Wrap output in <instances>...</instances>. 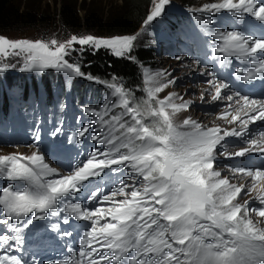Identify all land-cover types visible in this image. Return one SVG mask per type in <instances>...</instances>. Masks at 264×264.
I'll return each mask as SVG.
<instances>
[{
  "label": "snow or ice",
  "instance_id": "obj_1",
  "mask_svg": "<svg viewBox=\"0 0 264 264\" xmlns=\"http://www.w3.org/2000/svg\"><path fill=\"white\" fill-rule=\"evenodd\" d=\"M168 3L169 0H159L145 24L160 17ZM222 10L230 11L241 20L244 14H251L264 22V3H257V0H223V3L202 9L212 13ZM218 38L223 43L215 48L217 53L237 56L246 61H255L257 54L264 55V39L253 41L251 36L237 31L220 34ZM136 39L135 35L108 38L72 35L64 43L52 40L49 44L41 40L0 37V53L5 57L9 55V50L17 56L24 54L22 71L55 69L69 79L74 76L92 81L93 76L82 71L86 53L96 55L100 50H106L117 58L134 60L132 52ZM73 52L78 54L81 63L69 62L67 57ZM8 67L5 64L0 71ZM256 74L264 76V60L256 62L254 70L244 79L253 78ZM169 83L175 81L169 80ZM208 83L215 86L212 100L223 99L222 89H227L229 85L222 81L217 83L215 76ZM165 86L161 84L148 88L149 99L141 108L130 105L122 87L109 85L115 89V93L120 94L124 114L130 116L133 123L130 126L120 124L119 135L112 130L103 137L98 132L92 134L90 139L108 145V150L101 153L95 149L83 166L77 167L69 175L60 174V178L45 179L57 170L49 168L40 154L34 153L26 158L31 165L21 163V159H24L21 156H0V166H5L0 169V175L6 172L8 178L27 181L31 186V190L24 191H13L11 185L2 188L0 211L17 223L0 219V223L7 224L16 233L0 235V249L21 252L22 232L31 223L27 219L29 215L31 219H37L41 214L47 215L49 210L54 213L62 198L74 197L79 192L82 182L98 176L104 169L118 166L116 171L130 167L135 174L130 192L127 191L129 186L122 181L110 194L105 195L102 189H97L88 197L90 203L111 202L110 207L89 209L80 203L69 205L74 215L78 213V219L91 223L81 241V260L78 264H264V228L247 218L250 215V201L244 205L235 202L247 186L232 185L227 178L220 179V173L213 170L216 159L214 150L227 137L246 136L251 131L250 125L264 121V100L252 99L240 93L228 96V101L235 100L238 105L236 114L231 115V121L239 123V130H222L218 127L201 130L199 124L192 122L196 131L185 134L176 130L171 115L189 107L191 102L175 103L169 96L164 100H155L157 107L152 105L155 95ZM228 115L225 112L223 117L227 118ZM145 116L153 119V125L144 122ZM119 119L113 117V120ZM184 123L189 124L190 121L185 120ZM92 128L91 124L85 125L79 137L84 138ZM60 131L58 128L57 133ZM221 132L223 135H220ZM261 136H264V132ZM249 143L252 147L234 155L243 156L254 149L264 153V147L257 140H250ZM232 171L251 178L253 188L258 182L264 185V170L253 172L233 168ZM138 177H143L142 188L135 187ZM117 195L124 198L117 200ZM259 200L264 205V195ZM253 211L264 218V206ZM105 220L109 222H103ZM206 238H211L213 242L207 243ZM93 242L96 246H93ZM101 249L114 253V260ZM11 251L0 256V264H27L22 258L11 255ZM94 254L99 255V262L92 259Z\"/></svg>",
  "mask_w": 264,
  "mask_h": 264
},
{
  "label": "rangeland",
  "instance_id": "obj_2",
  "mask_svg": "<svg viewBox=\"0 0 264 264\" xmlns=\"http://www.w3.org/2000/svg\"><path fill=\"white\" fill-rule=\"evenodd\" d=\"M49 2V6L52 9L54 8V2L53 0H46ZM96 2H103L105 0H95ZM113 2L121 3L122 0H112ZM152 1L151 6L149 7V10L146 14V17L144 19V22L140 25L138 30L133 34L137 36L136 41L134 42V45H146L145 47L149 46H157L156 54L154 57L153 54V60L149 65H144L141 67V70L143 72V81H144V91L139 92V96L142 100V102L147 101L149 98L147 96V89L150 87H156L160 86L161 84L166 85L162 88L161 92L157 93L155 95V99L152 101L153 107H157L155 100H164L166 97L171 96L173 98V102L175 103H181V102H191L190 106L181 109L178 112L172 113L171 119L176 127V130H178L181 126V123L184 124L185 131L183 133L188 134L191 132L196 131L193 123L199 124L201 126V130H207L209 128L218 127L220 129L226 128L227 124V118L223 117V114L225 112H230L233 108L224 109L228 104L221 102L220 100L213 101L211 96V91L214 85H211L210 88H205L203 85L209 81L206 75L209 74V72L204 70V50L202 52V55L200 56L199 60L194 59L192 56V49L193 45L191 43V35L192 31L194 30L192 22H189L185 27H176L175 28V36L172 44L165 50L164 49V31L167 28L172 27L171 24L167 23L165 21L166 18H169L171 23L174 22V19L170 17V14H177L180 17L188 18L189 21L191 20V17H196L199 19L202 26H204L205 30L210 33H215L216 25H215V16L217 13H212L208 11H202V9L205 6H211L213 4H218L217 0H190L192 4H180L177 0H169V3L165 5V8L163 10V13L160 17L155 18L152 22L149 24H145V20L147 16L155 9L156 4L159 3V0H150ZM169 5V6H168ZM191 14V15H190ZM10 35H2L0 34V37H4L9 40H20V39H26L30 41H36L41 40L46 43H51L52 40H56L58 43H64L68 40V37L64 40H59L58 35H49V38L40 39L34 38L29 36V32L26 33H9ZM89 34H78L77 36H85ZM105 37L103 35H96ZM108 38V37H105ZM70 39V38H69ZM79 47L78 45L76 46ZM153 48V47H152ZM78 54L73 52L69 57V62L71 63H79V58L77 56ZM179 58V59H178ZM182 58V59H181ZM183 61H186L189 63L188 66H183ZM199 61V63H197ZM24 54H21L17 56L15 53H13L11 50H9V55L5 57L2 53H0V68H2L5 64L9 65V67L4 70L0 71V77L2 75H10L16 77L18 80L15 81L14 84H12L13 87H18L24 84L28 89V91H33L34 87L31 86L30 83H27L25 81L26 79H23L21 75L27 78V74H33L32 82H35V84H38V86H41L43 82H45L47 75L53 74L58 78V81L60 82V85L63 83V88L67 89L66 94H68V88L70 85V82L73 81V79L78 77H72L68 78L65 76L63 72L57 71L55 69H46L42 72H35V71H23L27 74H24L22 72V68H24ZM12 65H15V67H12ZM142 65V64H140ZM192 68L196 69L197 71H193ZM199 69L202 70V73H199ZM213 69V68H212ZM216 70H220V68H216ZM198 72V73H197ZM149 77H154L155 79L149 80ZM209 78H213V75H208ZM24 80V83L20 84L19 82L21 80ZM79 80V81H78ZM169 80H174L175 83H169ZM80 82V79H75L72 83V87L74 90V87H76ZM84 81L81 80V84H83ZM89 88L92 87L95 92L93 95L85 94L82 90L79 93H76L77 98H75V102L77 105H80L82 102L86 105H103V101L99 103V97L101 96V85L99 83H92V84H86ZM125 91V87H122ZM75 91V90H74ZM128 93V99L130 101L133 100L132 93L127 91ZM145 94V95H144ZM144 97H141L143 96ZM110 97H108V100L111 102L108 105L102 106V107H93L94 109V115L96 118L104 125L108 126L109 130L114 131L116 135H119V129H120V123L119 121L113 120V117H117V114L115 112L114 107L119 108L118 115H125L124 109L120 105V94L115 93L114 88H110ZM107 98V97H106ZM131 106H140L143 108V105L138 100H133L130 102ZM171 112V110L169 109ZM127 116V115H126ZM147 117V116H146ZM129 120H131L130 116H127ZM145 117H143L144 119ZM213 120H209L212 119ZM222 120L223 124L220 125L219 121ZM188 120L190 121L189 124H185L184 121ZM107 121V123H105ZM146 124L147 122L144 121ZM212 123V124H211ZM194 129V130H193ZM259 138H261L260 135H257ZM254 137L250 136L249 139H252ZM263 140V139H262ZM241 148H249L248 141L249 140H241ZM65 144V145H64ZM71 144V149L68 148ZM248 146V147H247ZM75 147H76V141H70L67 140L63 144H59V150H64L66 160L70 161L73 156H75ZM18 150H22L23 146L17 147ZM108 150V145L106 148V151ZM217 150V149H215ZM217 154V152H215ZM0 156H5V154L0 152ZM17 156V155H16ZM226 155H224L225 157ZM214 171L219 172L218 169L214 166ZM220 173V179H224L223 177L229 174L225 172H219ZM243 180V181H242ZM229 183L232 185L240 186V185H246V190L243 191L241 194H239L235 200L236 203H239L241 205H244L246 201H250L248 205L249 213L250 215L247 217L248 219L253 220L254 223L257 224L258 227L264 228V218H261L256 215V211H253L254 209L251 208L253 206L252 204L256 202H260L259 197L261 195H264V185H261L259 182L256 184V187L253 188V181L251 178L245 176H238L236 174L230 173V179ZM258 210V209H257Z\"/></svg>",
  "mask_w": 264,
  "mask_h": 264
},
{
  "label": "trees",
  "instance_id": "obj_3",
  "mask_svg": "<svg viewBox=\"0 0 264 264\" xmlns=\"http://www.w3.org/2000/svg\"><path fill=\"white\" fill-rule=\"evenodd\" d=\"M180 4H192L190 0H177ZM55 7L52 9L46 0H0V34L26 33L34 38L45 39L49 35H58L59 40H64L72 35L81 33L89 35H103L105 37L133 35L143 23L149 7L150 0H122L121 3L105 0L103 4L95 0H53ZM134 45L132 56L128 58H117L109 55L106 50H100L96 55L85 54L83 57L82 71L91 74L101 82L115 83L117 87H125L132 93L133 100H138L144 106L139 92L144 91V79L141 67L149 65L155 57V50L151 46ZM154 54V57H153ZM78 56V55H77ZM79 57V56H78ZM79 63L81 59L79 58ZM142 64V65H140ZM4 84L0 83V107L8 85H12L18 79L8 74L2 75ZM27 83L35 88L32 75L26 77ZM47 80L41 85L47 95L49 102L50 94L54 92L62 94V86L58 78L49 74ZM19 83H24V80ZM74 87L76 93L81 90L88 95H93L95 90L88 87L85 82ZM79 81V80H78ZM28 86H18L23 90ZM26 90V89H24ZM32 92V91H31ZM74 93V91H72ZM104 88L99 97V103L106 98ZM107 94V93H106ZM145 95V94H144ZM141 96V97H144ZM99 106V105H98ZM149 126L153 125V119L147 117Z\"/></svg>",
  "mask_w": 264,
  "mask_h": 264
},
{
  "label": "bare ground",
  "instance_id": "obj_4",
  "mask_svg": "<svg viewBox=\"0 0 264 264\" xmlns=\"http://www.w3.org/2000/svg\"><path fill=\"white\" fill-rule=\"evenodd\" d=\"M169 6V5H168ZM93 36H96V35H93ZM96 37H101V36H96ZM193 38H194V40H195V44H196V46H197V50H198V52L201 50V38H200V36H199V34L197 33V32H193ZM182 59V58H181ZM183 63V66H188L189 65V63L188 62H186V61H183L182 62ZM192 70L193 71H197L196 69H194V68H192ZM200 71H199V73H202V70L201 69H199ZM198 73V72H197ZM1 75V74H0ZM208 75H210V74H208ZM208 75H206L207 76V78L210 80V79H212V78H209L208 77ZM0 83H2V85L4 84V78L3 77H0ZM102 83H106V82H102ZM217 83H219L218 81H217ZM210 84L207 82V83H205L204 85H203V87H205V88H210ZM226 89H222V92H221V95L223 96V99H218V100H220V101H223V102H225V103H227L228 104V106H226L224 109H229V108H233L230 112H229V115H228V117H227V126H226V128H224L223 130H232V129H236V130H239V128H240V125H239V123L238 122H232L231 121V115H235L236 114V109H237V107H238V105L236 104V101L235 100H233V101H228L227 100V97L228 96H234L235 94H232V95H229V94H227L226 92ZM1 92V91H0ZM213 95H215V86H213V88H212V91H211V96H213ZM257 100H259V99H257ZM242 103V102H241ZM103 105H99L98 107H102ZM209 120H213V118L212 119H209ZM218 121H219V119H218ZM212 124V123H211ZM219 124L220 125H222L223 124V121L222 120H220L219 121ZM260 124H264V121H257V122H255L253 125H250L249 126V128L251 129V131L249 132V133H247V135L246 136H248V135H252V132L253 131H259L260 129L258 128V126L260 125ZM209 128V127H208ZM221 134L223 135V132H221ZM253 136V135H252ZM243 137H245V136H243ZM253 139H255V140H257L258 141V143L259 142H262V139L261 138H259L257 135H254V137L252 138V139H250V140H253ZM249 145H250V143H249ZM248 147V146H247ZM252 147V146H251ZM263 147H264V142H263ZM243 149V148H242Z\"/></svg>",
  "mask_w": 264,
  "mask_h": 264
}]
</instances>
